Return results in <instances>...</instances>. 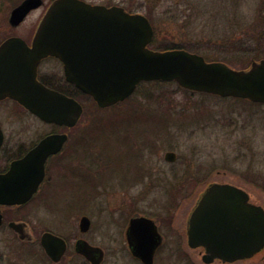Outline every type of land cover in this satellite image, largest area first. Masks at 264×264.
Segmentation results:
<instances>
[{"label":"rangeland","instance_id":"1","mask_svg":"<svg viewBox=\"0 0 264 264\" xmlns=\"http://www.w3.org/2000/svg\"><path fill=\"white\" fill-rule=\"evenodd\" d=\"M84 1L143 14L151 22L160 46L184 44L208 60L225 55L236 65L247 62L253 54L226 53L228 49L235 52L236 47L224 43L246 34L245 42L255 44L264 29V0ZM20 3L0 0V44L15 36L31 43L42 10L30 14L18 27L11 26L10 13ZM83 102L77 148L80 160H84V172L80 179L69 181H75L74 191L82 194L85 213L96 225L103 223L100 231L108 239H123L132 216H149L162 233L172 237L158 252L156 264H208L203 261L204 248L190 247L186 235L187 218L205 184L196 181L199 169L203 181L210 176L209 181L242 186L252 194L251 201L264 209V118L258 133L243 128L245 115L255 110L252 104L161 81L140 84L127 101L111 109L100 110L90 99ZM8 113L14 116L13 123L20 125L8 124L7 131L21 128L19 136L22 133L24 141L51 128L33 117ZM168 152L176 153V162L165 160ZM59 153L56 157L62 160L65 154ZM142 162L149 172L138 180ZM56 181L64 190V181ZM63 200L62 192L54 197L57 207L64 204ZM81 213L76 208L70 214L72 225ZM107 247L110 255L114 254L107 264H134L126 254L125 243L114 241ZM259 253L253 259L232 263L216 259L210 264H264V251Z\"/></svg>","mask_w":264,"mask_h":264},{"label":"water","instance_id":"2","mask_svg":"<svg viewBox=\"0 0 264 264\" xmlns=\"http://www.w3.org/2000/svg\"><path fill=\"white\" fill-rule=\"evenodd\" d=\"M42 3L25 0L12 11L10 23L18 26ZM153 38L152 24L143 14L84 0H55L31 46L20 37L1 44L0 99H15L45 122L76 126L83 113L81 104L37 80L42 59L53 56L63 62L67 80L101 108L125 101L141 82L148 81H175L194 92L264 103V61L254 63L247 71H238L225 63H208L185 50L154 51L149 48ZM66 141V134L49 136L26 160L13 165L12 174L22 167L23 172L35 175V191L45 176L47 158L59 153ZM2 142L0 129V146ZM176 158L173 152L165 156L169 162ZM144 224L147 227L143 229ZM89 225V219L84 218L81 228L87 230ZM152 226L146 218L130 223L131 234L142 236L136 253L147 264H152L159 243L151 233ZM188 243L192 248L204 247L203 261L208 264L216 259L232 263L251 258L264 249V209L251 204L248 194L234 186L213 184L190 218ZM85 255L90 259V253Z\"/></svg>","mask_w":264,"mask_h":264},{"label":"flooded vegetation","instance_id":"3","mask_svg":"<svg viewBox=\"0 0 264 264\" xmlns=\"http://www.w3.org/2000/svg\"><path fill=\"white\" fill-rule=\"evenodd\" d=\"M23 1L25 0H21V3H23ZM54 1L55 0H51L47 3L43 0L40 7L32 9L28 14L27 17H29L30 14L42 10L41 14H39L38 23L34 28L31 42L40 21ZM243 38H247V35L242 34L240 38L234 41L235 43L233 41L224 43V45H228L227 47L229 48H231V45L236 47L235 52L228 49L226 53L239 52L238 54L243 53V55L245 53V56L253 54V57L249 58L247 62L241 65L228 62L229 58L225 55L217 58L214 57L212 60H208L206 56L202 55L207 61L224 62L234 69L248 70L254 63H261L264 61V29L259 31L258 38L256 39L257 43L255 44L249 43L248 45ZM37 80L49 89L55 90L78 101L83 107V112L85 108L84 99L92 100L84 95L74 84L68 82L65 74V66L57 57L50 56L41 61L38 67ZM243 101L250 105L252 104L255 108L252 114L248 113V115H245L246 125L243 128L246 130L252 129V132L258 133L257 130L261 131L263 128L264 104L252 102L247 99H243ZM111 108L112 107L107 109ZM8 111L11 113L17 112V114L21 116L26 115L33 117L36 120L42 121L45 126H51V128L37 133L35 138L33 137L24 141L22 140V133L19 136L21 128L14 129L10 132L7 131L8 124L9 126L20 125L13 123L14 116L8 113ZM80 122L81 119L79 123L72 128L51 123L48 125L15 99L10 97L0 99V129L3 134V142L0 146V264H96L94 261H96L100 255H102V258L97 264H107L109 258L114 255H110L107 245L114 243V241H116V244H126V254L128 253L127 256L130 257L131 262L134 264H147L136 253L139 244L143 242L142 236L135 237V234L132 235L129 229L131 221L138 217H144L152 221L154 227L152 226L153 231L151 233L159 242L154 250L152 264H156L158 252L165 241L172 238L162 233V229L155 219L142 215L132 216L128 219L123 239L117 237H109L108 239V237L103 236V233L100 231V226L103 223L100 222L96 225L93 219L87 216L84 210L86 209L85 204L83 205L82 203V194H77L74 191L75 181H69L80 179L83 171L82 166L84 160H80L79 156L81 153L77 148V146H79L77 137L81 135ZM54 134L67 135V141L62 149L65 155L62 160L56 157L60 153L51 155L47 158L45 163V176L40 183H37V188L34 191L32 188L35 186V175L30 172H23L24 170L22 167L17 168L16 172L12 174L13 165L22 160H26L25 158L37 148L43 140ZM246 155L248 156V153H246ZM147 171V166L142 162L138 168L140 174V179L138 180L143 179ZM200 171L201 169H199L195 176L196 181L205 183L206 185L204 184L203 188L198 192L195 206L192 211L210 185H233L230 183L209 181L210 176L205 177V181H203L200 177ZM79 176L80 178H78ZM57 178H60L62 182L64 181V190H61L62 185L57 183ZM58 185L60 189H58ZM235 187L248 193L250 203L257 205L251 201L252 194L249 191H246L239 185ZM60 192L64 194V204H60L62 208L59 206L57 207L54 203V197L58 196ZM76 208L79 213H81V211L82 213L80 216H77V219L72 225L70 214L72 212L74 213ZM84 218H88L90 221L87 230L81 228V223ZM145 227L147 226L144 224L143 229ZM173 229H175V227ZM176 230L179 232L177 227L175 232ZM187 230L188 224L186 223V235ZM146 232H150L149 229ZM180 233L182 234L181 230ZM144 235H146L147 238L148 236L151 237L150 233H145ZM148 243L150 242L148 241L147 244ZM143 248L145 249V247ZM86 252L90 253V259L85 255ZM260 254L262 253H258L255 256Z\"/></svg>","mask_w":264,"mask_h":264},{"label":"trees","instance_id":"4","mask_svg":"<svg viewBox=\"0 0 264 264\" xmlns=\"http://www.w3.org/2000/svg\"><path fill=\"white\" fill-rule=\"evenodd\" d=\"M152 45H155L154 48H156L157 50H170V49L182 48V49H186V50L197 52L196 49L192 48L191 46H185L184 44H180V45L167 44V45L160 46L162 44H157L155 38H154V41H153ZM80 141L82 142L83 140H80Z\"/></svg>","mask_w":264,"mask_h":264}]
</instances>
